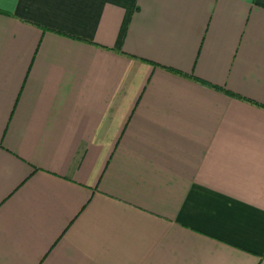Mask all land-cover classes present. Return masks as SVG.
<instances>
[{
	"label": "crops",
	"instance_id": "1",
	"mask_svg": "<svg viewBox=\"0 0 264 264\" xmlns=\"http://www.w3.org/2000/svg\"><path fill=\"white\" fill-rule=\"evenodd\" d=\"M0 11V264H264V0Z\"/></svg>",
	"mask_w": 264,
	"mask_h": 264
},
{
	"label": "trees",
	"instance_id": "2",
	"mask_svg": "<svg viewBox=\"0 0 264 264\" xmlns=\"http://www.w3.org/2000/svg\"><path fill=\"white\" fill-rule=\"evenodd\" d=\"M0 13H2V11H0ZM172 72H174V73H176V74H178V75H183V74H181L180 72H175V71H172ZM183 76H186V75H183ZM188 78H189V79H192V80H194V81H196V82H198V83L201 84L202 86L209 87V88H213V89H216V90H218V91H222L223 93H225V94L228 95V96L235 97V98H240V97H238V95L232 94V93H230V92H228V91H224V90H222V89L219 88V87L211 86L210 84H208V83H206V82H204V81L198 80V79L194 78L193 76H188Z\"/></svg>",
	"mask_w": 264,
	"mask_h": 264
}]
</instances>
